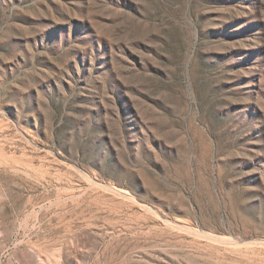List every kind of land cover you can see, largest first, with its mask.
Masks as SVG:
<instances>
[{
    "label": "rangeland",
    "instance_id": "rangeland-1",
    "mask_svg": "<svg viewBox=\"0 0 264 264\" xmlns=\"http://www.w3.org/2000/svg\"><path fill=\"white\" fill-rule=\"evenodd\" d=\"M0 264H264V0H0Z\"/></svg>",
    "mask_w": 264,
    "mask_h": 264
}]
</instances>
